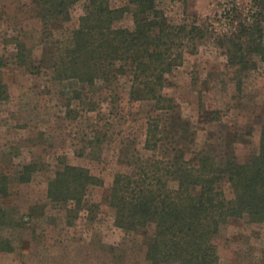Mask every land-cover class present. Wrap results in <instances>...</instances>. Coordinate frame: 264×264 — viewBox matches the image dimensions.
Here are the masks:
<instances>
[{
  "label": "rangeland",
  "instance_id": "rangeland-1",
  "mask_svg": "<svg viewBox=\"0 0 264 264\" xmlns=\"http://www.w3.org/2000/svg\"><path fill=\"white\" fill-rule=\"evenodd\" d=\"M31 2L0 0L6 96L0 100V176L6 178L0 264H151L143 232L114 224L108 204L113 177L181 153L189 160L199 152L243 160L257 152L264 133V61L253 53L239 70L229 66L228 52L241 41L256 48V36L241 35L255 26L264 45V11L254 0L161 1L175 22L204 32L186 43L182 64L165 75L160 93L167 107L158 109L131 93L132 69L123 61L92 84L58 77L54 64L70 44L85 1L60 23L41 21ZM108 3L121 8L127 0ZM132 25L130 14L118 23ZM20 44L26 64L17 59ZM62 163L102 181L87 190L83 209L47 197ZM167 183L176 189L175 180ZM215 244L218 264H264V223L231 218Z\"/></svg>",
  "mask_w": 264,
  "mask_h": 264
},
{
  "label": "trees",
  "instance_id": "trees-1",
  "mask_svg": "<svg viewBox=\"0 0 264 264\" xmlns=\"http://www.w3.org/2000/svg\"><path fill=\"white\" fill-rule=\"evenodd\" d=\"M80 1L31 3L41 21L60 23L70 20L71 8ZM84 1V13L72 31L70 44L54 64L58 77L92 84L102 76L107 79L113 64L123 61L132 69L131 93L137 99L150 98L158 109H165L160 93L167 84L165 75L182 64L186 43L201 39L204 31L175 22L161 7L163 0H127L121 8H112L108 0ZM254 2L264 11V0ZM126 14L131 15V28L118 26ZM241 35L256 36L258 44L251 49L242 41L232 43L228 63L239 70L248 65L247 58L253 53L264 61L262 31L255 26L244 29ZM23 47L18 46L17 59L26 64ZM4 87L0 77V100L6 99ZM151 133L147 149H151ZM167 178L176 181V189L168 186ZM101 185V179L89 170L62 163L48 182L47 197L54 203H71L83 209L87 190ZM0 194H6L3 176ZM108 204L114 211L115 226L143 232L151 264H218L215 240L229 219L264 223V133L257 152L243 160L234 154L212 156L205 152L189 160L181 153L170 162L157 160L150 167L117 172Z\"/></svg>",
  "mask_w": 264,
  "mask_h": 264
}]
</instances>
